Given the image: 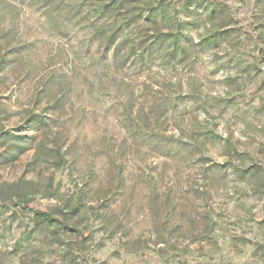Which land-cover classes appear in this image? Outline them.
<instances>
[{"label":"rangeland","instance_id":"374dc122","mask_svg":"<svg viewBox=\"0 0 264 264\" xmlns=\"http://www.w3.org/2000/svg\"><path fill=\"white\" fill-rule=\"evenodd\" d=\"M165 1L189 57L115 77L74 11L58 28L41 2L0 0V184L27 182L30 207L73 228H36L0 199V264H264V0ZM151 2L133 10L147 38L168 29L145 18ZM219 30L231 36L208 40ZM132 84L136 106L142 89L176 103L162 128L194 155L144 154L125 128Z\"/></svg>","mask_w":264,"mask_h":264},{"label":"trees","instance_id":"16d2710c","mask_svg":"<svg viewBox=\"0 0 264 264\" xmlns=\"http://www.w3.org/2000/svg\"><path fill=\"white\" fill-rule=\"evenodd\" d=\"M36 1L41 2L48 19L51 22L54 21L58 28H61L65 22V15L74 11L78 17L76 23H86L90 28L91 37H97L101 43L108 45L104 56L107 60L109 57L106 65L114 67L115 77H118L120 72L131 75L143 70L142 73H144L145 70L151 69L158 60H162L163 63H181L190 55L191 48L185 43L183 34L185 22L179 19L176 9L171 8V4L165 0L151 2L152 4L146 10L145 18L154 23H164L168 29L165 31L155 29L148 38L135 32L132 24L143 17L142 13L133 11L134 6L150 0H76L73 4L68 5L67 10L61 9L56 17L51 15L56 0ZM91 2L97 3L93 9L88 8ZM59 5L58 3L57 9ZM205 8L210 11L211 16L228 17L230 15V10L225 4L214 3ZM230 36L229 30H219L214 32L208 40H224ZM0 52H2V48H0ZM97 65L100 66V63ZM99 73V71L96 72L97 75ZM88 88L89 91L94 92L96 90L95 82L89 81ZM127 89L130 95V105L125 113H127L126 119L130 122L125 125V128L128 135L143 147L145 155L158 153L168 157L183 156V160L194 155L193 147L184 146V143L174 137L167 136L162 128L164 122L161 121L168 119L169 112L176 106L172 99L159 103L157 98L148 96L142 89L140 95L143 101L136 106L133 103L134 85H128ZM29 121L35 126L49 125L46 116L36 112L29 115ZM234 171L238 174L243 172L237 167ZM27 189L28 183L25 181L5 182L0 184V199L13 200L22 208L31 211L36 228L73 229L64 218L60 219L48 211L30 207L31 198Z\"/></svg>","mask_w":264,"mask_h":264}]
</instances>
